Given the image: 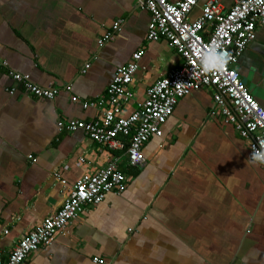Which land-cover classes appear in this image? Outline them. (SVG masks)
I'll use <instances>...</instances> for the list:
<instances>
[{
	"label": "crops",
	"instance_id": "obj_1",
	"mask_svg": "<svg viewBox=\"0 0 264 264\" xmlns=\"http://www.w3.org/2000/svg\"><path fill=\"white\" fill-rule=\"evenodd\" d=\"M207 1L200 0L189 19L198 18ZM216 1L225 12L236 0ZM149 19L138 0H0L3 258L59 209L83 173L111 156L119 159L125 176L122 193L85 205L26 264H98L94 259L102 264H264V171L249 161L247 142L235 127L209 116L211 91L178 101L162 136L144 145L139 167H129L120 151L97 153L98 146L81 131H58L59 119L96 117V110H84L71 99L88 102L103 95L116 69L137 50L142 55L128 111L143 100L148 86L181 65L165 40L146 39ZM118 21L120 30L100 48L98 41ZM234 69L264 110V27ZM34 86H51L57 93L50 100L36 95ZM78 157L84 158L83 167Z\"/></svg>",
	"mask_w": 264,
	"mask_h": 264
},
{
	"label": "built area",
	"instance_id": "obj_2",
	"mask_svg": "<svg viewBox=\"0 0 264 264\" xmlns=\"http://www.w3.org/2000/svg\"><path fill=\"white\" fill-rule=\"evenodd\" d=\"M138 1L150 14L146 39L149 42L165 40L180 56L181 65L148 86L143 100L128 111L134 95V75L142 55V49L137 50L130 61L116 69L103 95L88 102L71 99L84 110H96V117L87 121L59 119L58 131L69 134L81 131L98 146L97 153L120 151L129 167H139L144 163V145L152 137L162 136L161 128L178 101L193 92L207 90L212 92L214 101L209 116H218L235 127L247 142L249 161L254 154L264 155V110L251 97L234 69L241 53L255 40L257 29L264 27V0H236L225 12L216 0H208L194 20L189 19V15L200 0ZM120 24V21L115 22L104 32L98 41L100 48L120 30ZM202 57L206 63H202ZM4 65L0 61V66ZM88 68L86 64L82 72ZM14 78L19 79V75ZM31 90L50 100L57 93L51 86L45 90L34 86ZM118 160L110 156L105 164L83 173L59 209L22 236L7 258L0 255V264H26L31 254L49 246L56 234L76 220L85 205L100 204L109 193H122L126 181L118 169ZM78 163L83 167L84 158L78 157ZM257 164L264 171V163ZM53 177L65 185L59 174ZM94 263L103 261L94 259Z\"/></svg>",
	"mask_w": 264,
	"mask_h": 264
},
{
	"label": "clouds",
	"instance_id": "obj_3",
	"mask_svg": "<svg viewBox=\"0 0 264 264\" xmlns=\"http://www.w3.org/2000/svg\"><path fill=\"white\" fill-rule=\"evenodd\" d=\"M220 59L223 60L224 58L221 57ZM202 63H206V62H204L203 57H202ZM218 66L219 65L217 64L216 67H218ZM250 162L253 163V164H256L257 162L264 163V155H255L254 154L251 157V161Z\"/></svg>",
	"mask_w": 264,
	"mask_h": 264
}]
</instances>
